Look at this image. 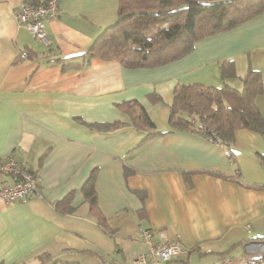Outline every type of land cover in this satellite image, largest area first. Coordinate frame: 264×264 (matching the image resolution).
<instances>
[{
	"label": "crops",
	"instance_id": "obj_1",
	"mask_svg": "<svg viewBox=\"0 0 264 264\" xmlns=\"http://www.w3.org/2000/svg\"><path fill=\"white\" fill-rule=\"evenodd\" d=\"M24 1L0 0V161L12 157L35 172L40 194L12 205L0 198V264H132L149 250L141 227L157 243L165 237L188 250L170 264L264 256L263 137L236 129L230 158L225 147L169 123L176 86L223 87L224 61L235 63L231 87L242 89L249 67L264 84V13L166 65L128 68L95 56L64 71L48 60L85 53L116 21L118 0H61L58 16L45 21L49 45L19 25ZM26 51L35 58L18 61ZM132 101L164 135L141 144L151 130L134 127L124 106ZM256 104L264 117V90ZM106 123L119 126L84 125ZM91 177L95 211L83 192ZM10 181L0 173V185ZM70 193L71 211L58 210Z\"/></svg>",
	"mask_w": 264,
	"mask_h": 264
},
{
	"label": "trees",
	"instance_id": "obj_2",
	"mask_svg": "<svg viewBox=\"0 0 264 264\" xmlns=\"http://www.w3.org/2000/svg\"><path fill=\"white\" fill-rule=\"evenodd\" d=\"M262 13L264 0H118L116 21L103 30L85 53L48 62L62 64L64 71L80 68L95 56L119 61L128 68L162 66L190 53L197 41L231 30ZM135 35L146 39L140 48L133 45L131 37ZM34 58L33 52L26 51L18 55L17 60ZM77 59L82 60L81 65L67 64ZM221 69L224 80L221 88L199 84L176 86L169 123L172 130L196 133L210 142L221 139L228 157L233 158L230 145L236 129H248L264 139V117L256 104L257 97L263 93L264 84L260 71L249 67L242 78V89H235L227 84L228 79L238 77L234 61L222 62ZM124 106L134 127L151 130L141 144L165 134L156 130L153 120L140 103L132 101ZM84 125L102 132L113 131L119 126L118 123ZM260 157L264 158V155L260 154ZM129 174L130 171L126 170L125 175ZM83 192L95 211L93 177L84 185ZM72 194L58 202V210L71 211L68 206ZM98 219L104 225L102 217ZM148 230L152 231L150 228ZM258 240L264 242V238ZM263 259L264 256L246 258L243 264H259Z\"/></svg>",
	"mask_w": 264,
	"mask_h": 264
},
{
	"label": "built area",
	"instance_id": "obj_3",
	"mask_svg": "<svg viewBox=\"0 0 264 264\" xmlns=\"http://www.w3.org/2000/svg\"><path fill=\"white\" fill-rule=\"evenodd\" d=\"M61 0H44L42 2L24 1L16 12L20 26L25 27L35 40L49 45L45 21L56 18L59 14ZM216 143L224 147V142L217 139ZM0 173L10 177V183L0 185V198L12 205L33 195H39V184L36 175L24 168L17 160L8 157L0 161ZM141 235L149 246L146 253L140 254L132 264H170L188 252L179 242L167 240L165 237L157 243L153 232L140 228ZM226 264H231L227 261Z\"/></svg>",
	"mask_w": 264,
	"mask_h": 264
},
{
	"label": "rangeland",
	"instance_id": "obj_4",
	"mask_svg": "<svg viewBox=\"0 0 264 264\" xmlns=\"http://www.w3.org/2000/svg\"><path fill=\"white\" fill-rule=\"evenodd\" d=\"M146 39L145 38H142L140 36H132V42H133V45L135 47H142L143 46V43H145Z\"/></svg>",
	"mask_w": 264,
	"mask_h": 264
}]
</instances>
